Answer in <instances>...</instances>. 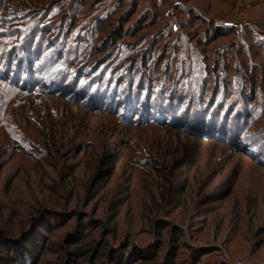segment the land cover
Segmentation results:
<instances>
[{"label": "rangeland", "instance_id": "374dc122", "mask_svg": "<svg viewBox=\"0 0 264 264\" xmlns=\"http://www.w3.org/2000/svg\"><path fill=\"white\" fill-rule=\"evenodd\" d=\"M257 3L0 0V41L13 46L40 37L42 58L57 50L52 62H62L69 87L66 99L14 103L26 113L11 133L14 142L0 141V191L9 195L0 213L7 225L0 228L29 227L37 204L53 208L52 225L38 219L34 232L50 247L38 264H58L80 219L96 238L113 228L116 248L132 244L154 254L157 243L165 257L160 264L172 243L174 264H264V15L258 14L264 2ZM7 57L0 56V66ZM130 79L145 88L172 87L168 96L186 113L181 119L176 111L174 119L184 129L127 124L117 102L101 107L82 101V82L95 98L90 90L100 80ZM36 112L44 119L34 118ZM50 119L62 131L55 155L45 151L40 135L41 123ZM68 200L63 214L57 203L68 206ZM23 238L11 244L26 261Z\"/></svg>", "mask_w": 264, "mask_h": 264}, {"label": "trees", "instance_id": "16d2710c", "mask_svg": "<svg viewBox=\"0 0 264 264\" xmlns=\"http://www.w3.org/2000/svg\"><path fill=\"white\" fill-rule=\"evenodd\" d=\"M254 2H258L257 6H259L263 4L264 0H254ZM258 14L261 17L264 15V12L259 10ZM31 36L28 38L23 37L21 39L22 41L13 46L6 45L0 41V51L3 49L0 56L2 54L8 55L0 66V137L3 136V138H0V141H2V144L4 142L3 145L5 146L14 142V138L12 136L14 131L13 129L20 126L18 123L22 122L21 120H25L24 115L26 111L24 112L21 110V112H17V110L13 107L14 103L25 105L28 102V97L35 96H40L42 98L58 97L62 99H66L68 97L65 92L69 87L68 85L65 87L66 83L62 77V73L65 77V73L68 72L64 69L62 62H52L51 56H56L57 50L47 52V56L42 58L44 55V47L41 45V42L43 41H41L40 37L33 39ZM12 60L14 61L12 62ZM60 75L61 77L59 79L58 77ZM114 79L116 78L114 77ZM103 81L104 80H100V85H98V87H95L94 85L93 89L89 88L91 89L90 92L92 95L97 94L94 96L95 98L84 92L89 86L88 81L85 83L82 82V101L96 104L98 106L102 105L101 107H109V105L117 102V105L119 104L117 107H119V111L122 112L121 118L123 117L122 119L127 124H151L157 127H166L167 125L180 126L178 122H176V118L174 119V117L177 116L176 111L181 119H184L186 116V113L183 112L184 108L177 107L176 109L177 101H174L173 98L171 99L170 96H168V92H172L173 88L170 86L167 87L166 84H161L162 86H158V88H153L152 85L145 88L142 87V82H139L137 79H130L129 84H116V81L103 83ZM73 82L76 81L74 80L72 83ZM79 83L80 81L75 83L77 88L80 87ZM114 86H116L117 88H115L118 90L114 89ZM119 89H123L124 92L119 93ZM150 91L156 94L155 98L148 94ZM101 94H103V96H101ZM122 94L124 95L123 98H121ZM138 94H140L141 97L138 96ZM197 96L198 95L194 96L196 98V103ZM156 98L159 100H155ZM192 105L194 104L192 103ZM200 106H202L200 103L195 105L196 108H199ZM8 107H10L9 110ZM219 107L220 103H217V106L212 109L213 115L218 116L217 111ZM11 108L13 109L12 112H10ZM185 111L188 112V108H185ZM197 115L196 109H194L192 116L196 118ZM33 117H36V119H44L40 112L33 113ZM219 118L220 116L217 119L218 122L220 121ZM130 119L134 120L132 121ZM137 119H142L143 121H138ZM169 119L174 120L168 122ZM57 120L58 122L60 121V119ZM48 121L50 124L49 122L45 124H42L44 122L41 123L42 133L40 135L44 140L42 146L47 148L45 151L47 150L50 153L53 152L55 155V150L59 149L60 145H63L61 142L62 131H57V124L53 125L56 121L52 122L53 120L51 119ZM36 122L38 123V120H36ZM181 126L183 127L184 125ZM181 126L180 128H182ZM191 127H193L194 130L199 128L195 127L194 124H192ZM20 136L21 139L27 140L28 143L33 141L31 137L27 136V134H25V136L20 134ZM37 146L41 145L34 144V147L38 149L39 147ZM54 155L51 154L50 157H53ZM100 170L101 169H99L98 172ZM68 173L69 176L73 178L75 176V168L70 170ZM67 177L62 179V181L67 182L68 179H70V177ZM4 189L5 188L3 187L2 190L4 191ZM3 191H0V213H3L4 206L7 203L5 198L9 197L7 193L2 194ZM70 202V200L67 201L68 206H65V204L63 205V203H57V205L59 204V209L63 214H67L69 212L68 207ZM6 207L8 208V204ZM52 210L53 208H50L47 205L37 204L33 211L29 213V218L27 219V221H31L29 227L27 226L21 229L20 225L18 227L19 229L15 230V232L12 231L11 228H8V226H6V228H0V260L3 264H38V262L48 252L50 247L49 241L45 242V240L39 239L37 234L34 232L40 227L39 223H37L40 219L43 220L47 228L52 225L51 219L49 218ZM4 217L5 215L1 214V226L7 225L3 221ZM32 224L34 225V230L33 228L32 230H29ZM56 227H60V224ZM110 236L112 237L109 240ZM22 237H25L23 238V245L27 252L26 261L23 259V256L14 254V248L11 244V242H15L17 239ZM115 238L116 231L108 226L103 229V232L100 234V238H96L94 233L91 232L88 223H85L83 219H80L75 226V231L69 234L62 244V253L58 264H160L165 258H163L161 253H159L162 248L158 249L157 243V245L155 244L154 246V250H157H155L154 254H151L142 252L132 244L121 245V243H118L121 247L116 248L117 246L112 242V239ZM168 247H171V252L167 255L165 263L174 264L173 252L176 250V245L172 243Z\"/></svg>", "mask_w": 264, "mask_h": 264}]
</instances>
